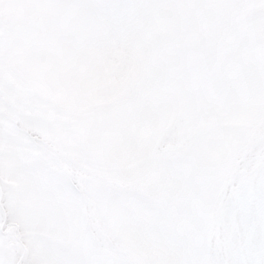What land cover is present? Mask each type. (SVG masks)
Instances as JSON below:
<instances>
[{
  "label": "snow or ice",
  "instance_id": "6c2138e0",
  "mask_svg": "<svg viewBox=\"0 0 264 264\" xmlns=\"http://www.w3.org/2000/svg\"><path fill=\"white\" fill-rule=\"evenodd\" d=\"M0 264H264V0H0Z\"/></svg>",
  "mask_w": 264,
  "mask_h": 264
}]
</instances>
